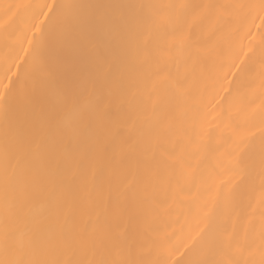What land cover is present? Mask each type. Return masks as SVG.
<instances>
[{
	"label": "bare ground",
	"instance_id": "6f19581e",
	"mask_svg": "<svg viewBox=\"0 0 264 264\" xmlns=\"http://www.w3.org/2000/svg\"><path fill=\"white\" fill-rule=\"evenodd\" d=\"M259 3L0 0V93L8 100L0 107V172L6 140L13 148L29 140L40 169L54 147V136L40 140L51 120L69 130L82 114L94 117L87 142L77 138L59 153L65 207L58 220L49 218L51 201L40 185L28 196L10 189L6 201L0 178V259L6 221L17 213L20 220L8 223L17 258H75L69 249L30 253L27 241L39 227L46 246L69 214L80 223L102 221L103 201L122 235L147 234L140 241L146 258L159 264L220 259L219 246L232 238L243 247L235 258L259 264L264 25L247 9L208 7ZM128 5L145 7H121ZM177 79L179 92L172 87ZM72 92L81 94L80 108H59ZM101 99L106 115L95 118Z\"/></svg>",
	"mask_w": 264,
	"mask_h": 264
},
{
	"label": "snow or ice",
	"instance_id": "6c2138e0",
	"mask_svg": "<svg viewBox=\"0 0 264 264\" xmlns=\"http://www.w3.org/2000/svg\"><path fill=\"white\" fill-rule=\"evenodd\" d=\"M47 11H52L49 6H44ZM58 8L79 9L80 5H62ZM132 8H144L143 5L121 6ZM220 9H247L254 13V21L259 20L264 25V0H260L259 4H236V5H212ZM41 15L47 19V12L42 10ZM75 16L67 18V23H72ZM147 25H151L153 21L149 18H143ZM37 30H39L37 28ZM251 35V33H249ZM31 43V41H29ZM238 70V69H237ZM172 87L179 92L183 84L177 79ZM7 97L0 93V107H7ZM103 99L100 100V109L96 113L95 118L106 115L104 111ZM81 105V94L72 92L64 96L59 108L71 107L78 110ZM94 117L84 113L76 124L69 130H61L58 128L55 120H51L47 130L40 134V140L43 144L48 138L55 137L54 147L48 148L44 152V162L40 169H37L32 162V152L30 150V141L22 139L15 147L10 146L6 140L4 151L2 154L3 167L0 172V178L3 180L5 199L7 201L10 189L23 191L25 196L30 195V189L36 185H40L47 192L51 201L49 218L53 221L58 220L65 207V200L62 198V188L65 182L59 175V169L63 167L60 159V152H67L72 148L73 140L80 138L81 144L89 139L88 131L92 128ZM97 151L103 153V145H97ZM167 162V161H166ZM44 165H47L45 167ZM78 197L73 196V204L76 203ZM98 204L105 209L104 218L100 217L92 219L89 217L86 223H80L72 214L64 217L63 223L56 229V237L49 240L47 245L41 247L40 232L41 228L37 227L35 234L27 241V251L37 252L41 255L52 253L58 249H69L73 252L72 259H47V258H17L20 253L9 248V230L8 223H16L20 220L19 213L9 217L6 221L5 229L2 235L5 249V259H0V264H159V261L146 258L147 251L140 242L147 238L146 233L140 234L139 237L133 236L130 232L121 234L108 219V204L98 201ZM20 202H17V207ZM52 229L49 227L48 229ZM28 232H32V228H27ZM220 250L222 257L220 259H212L202 261L201 264H255L242 258H235L237 255L243 256V247L235 240L230 239L227 243L221 244ZM23 251V250H22ZM150 251V250H148ZM11 256L12 258H8ZM259 264H264V248L261 250V260Z\"/></svg>",
	"mask_w": 264,
	"mask_h": 264
}]
</instances>
